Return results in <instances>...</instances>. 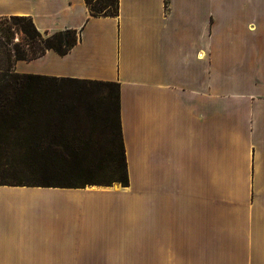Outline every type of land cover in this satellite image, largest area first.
<instances>
[{
  "label": "crops",
  "instance_id": "crops-1",
  "mask_svg": "<svg viewBox=\"0 0 264 264\" xmlns=\"http://www.w3.org/2000/svg\"><path fill=\"white\" fill-rule=\"evenodd\" d=\"M10 16L77 32L14 71L118 83L129 183L0 185V264H87L138 230L160 264H264V0H0Z\"/></svg>",
  "mask_w": 264,
  "mask_h": 264
},
{
  "label": "trees",
  "instance_id": "trees-1",
  "mask_svg": "<svg viewBox=\"0 0 264 264\" xmlns=\"http://www.w3.org/2000/svg\"><path fill=\"white\" fill-rule=\"evenodd\" d=\"M85 2L91 16L118 14V0H96V4H92L91 0ZM14 31L22 33V41L11 43ZM0 38L7 45L14 47L15 60H29L41 56L47 49L59 54L68 52L77 41V32L74 29H65L43 38L30 17L10 16L0 18ZM11 57V49H8L6 53L8 64ZM15 77L17 79L12 82L0 84V150H7L11 146L23 149L26 156L23 162L31 165L35 178L31 184L0 183V185L84 187L111 185L114 182L122 186L128 185L125 150L118 116V83L88 80L107 82L112 88L106 101L102 102L103 108L105 106L106 109V116L102 121L89 104L85 105L91 120L84 130L80 119H77L80 116L79 108L82 101L64 98L58 86L59 81L83 79L33 73H17ZM38 80H49L53 84L36 83ZM99 127L102 129L99 130ZM94 130H99L102 134L97 135ZM81 131L87 134H79ZM90 148L95 150L92 154L94 158L88 156L87 150ZM95 158L103 161L101 168L104 171L108 170L107 181L76 182V177L85 174L87 176L91 171L98 169L93 162Z\"/></svg>",
  "mask_w": 264,
  "mask_h": 264
},
{
  "label": "rangeland",
  "instance_id": "rangeland-1",
  "mask_svg": "<svg viewBox=\"0 0 264 264\" xmlns=\"http://www.w3.org/2000/svg\"><path fill=\"white\" fill-rule=\"evenodd\" d=\"M92 4H96V0H91ZM18 35L14 36L17 38L13 42H18L22 40V34L17 31ZM42 37L45 38L51 35L53 32H41ZM21 37V38H20ZM13 46L10 44L7 45L3 39L0 38V84L6 83V81L12 82L17 78L18 72L13 69V61L14 50ZM8 49H11V61L8 64L6 60V53ZM36 83L40 82L42 84H53L52 81L49 80H38ZM58 86L62 92V96L66 99L74 98V100L80 99L81 106L79 108L80 116L77 119H80V123H82V128L86 130L87 125L89 124L91 117L89 115L86 104H89L99 115V119L102 121L103 117L106 116L105 106L103 108L102 102L109 96V90L112 88L107 84V82H93L88 80H80V81H59ZM105 104V102H104ZM112 119L114 116H111ZM101 125V124H99ZM102 127H99L101 130ZM94 130V133L97 135H101L100 131ZM82 133L79 132V134ZM82 134H87L86 132ZM88 156L93 157L95 150L91 148L87 150ZM99 155V154H98ZM88 157V158H89ZM97 157V156H96ZM25 152L23 149L17 148L15 146H11L9 149L0 150V183H8V184H31L35 178V172L31 169V165L23 162L25 160ZM94 158V157H93ZM94 165L96 168L87 176H79L76 177L75 181L78 183H83L87 180H94L97 182H105L108 179V170L104 171L102 167L103 161L99 159H94ZM109 163V159H107L106 164ZM89 178V179H88ZM28 186V185H21ZM2 194L4 191H2ZM24 194H28L26 197H30V192H26ZM3 195V196H4ZM120 195L118 194V197ZM121 199V198H119ZM28 207L25 208L27 212L28 221H31V212L32 210L27 204ZM115 241L107 244L106 242H102L101 244H97V249L88 250L87 252V264H160V260L157 256V253L153 256V252L148 253L147 258L144 257V251L142 249V235L141 230L136 231L134 236L121 234L114 237Z\"/></svg>",
  "mask_w": 264,
  "mask_h": 264
},
{
  "label": "built area",
  "instance_id": "built-area-1",
  "mask_svg": "<svg viewBox=\"0 0 264 264\" xmlns=\"http://www.w3.org/2000/svg\"><path fill=\"white\" fill-rule=\"evenodd\" d=\"M21 33V32H20ZM22 34V33H21ZM16 35H18V33H17V31H14V36H16ZM13 36V39H12V42L11 43H15V42H13V40L15 41L17 38H15ZM21 38V37H20ZM22 41V40H21ZM18 42H20L19 40H18Z\"/></svg>",
  "mask_w": 264,
  "mask_h": 264
},
{
  "label": "bare ground",
  "instance_id": "bare-ground-1",
  "mask_svg": "<svg viewBox=\"0 0 264 264\" xmlns=\"http://www.w3.org/2000/svg\"><path fill=\"white\" fill-rule=\"evenodd\" d=\"M116 185V184H115ZM118 186V185H117Z\"/></svg>",
  "mask_w": 264,
  "mask_h": 264
}]
</instances>
